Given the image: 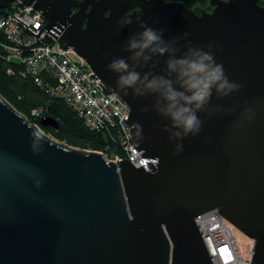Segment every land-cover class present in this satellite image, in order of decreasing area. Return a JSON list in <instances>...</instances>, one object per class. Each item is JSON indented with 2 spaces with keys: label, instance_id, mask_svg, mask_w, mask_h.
Masks as SVG:
<instances>
[{
  "label": "water",
  "instance_id": "water-1",
  "mask_svg": "<svg viewBox=\"0 0 264 264\" xmlns=\"http://www.w3.org/2000/svg\"><path fill=\"white\" fill-rule=\"evenodd\" d=\"M21 1L46 24L35 32L13 16L85 59L104 90L128 103L134 145L158 162L147 170L53 138L0 93V264H214L196 223L212 209L255 240L252 262L264 264V0H210L213 11L201 13L181 0ZM121 18L133 23L121 28ZM142 23L165 40L211 45L240 85L213 92L197 135L170 139L154 94L117 87L108 66L130 55L127 40ZM165 59L137 70L164 74ZM40 124L59 125L50 115Z\"/></svg>",
  "mask_w": 264,
  "mask_h": 264
},
{
  "label": "built area",
  "instance_id": "built-area-1",
  "mask_svg": "<svg viewBox=\"0 0 264 264\" xmlns=\"http://www.w3.org/2000/svg\"><path fill=\"white\" fill-rule=\"evenodd\" d=\"M14 14L35 32L47 22L41 11L21 0L0 8V45L4 46L7 58L20 61L25 72L34 75L38 81L42 80V72L51 71L56 82L49 90L71 103L90 127L118 125L123 154L109 156L103 152L109 159L118 163L128 158L135 166L143 165L151 170L149 161L158 162V159L142 155V150L134 145L137 143L131 137V128L126 121L130 111L128 103L117 93L105 91L100 79L92 75V68L72 47L64 48L44 28L36 34ZM33 114H39V111L35 110ZM196 223L214 264H256L252 262L255 240L237 232V228L217 210L199 214Z\"/></svg>",
  "mask_w": 264,
  "mask_h": 264
},
{
  "label": "clouds",
  "instance_id": "clouds-1",
  "mask_svg": "<svg viewBox=\"0 0 264 264\" xmlns=\"http://www.w3.org/2000/svg\"><path fill=\"white\" fill-rule=\"evenodd\" d=\"M132 23L131 18L118 21L121 28ZM140 27L142 31L133 33L127 40L125 51L130 55L117 57L108 66L118 73L117 87L122 91L131 89L134 97L154 94L155 110L170 121L163 129L170 134V139L197 135L202 126L198 113L210 107L213 92L227 96L240 85L229 81L223 65L214 58L211 45L204 50L190 43L181 44L183 38L165 40L163 29L144 23ZM187 36L188 33H184V37ZM161 57H166L164 74H155L152 70L141 74L137 70L156 68ZM132 127L142 133L138 123ZM176 147L179 152L181 145Z\"/></svg>",
  "mask_w": 264,
  "mask_h": 264
},
{
  "label": "trees",
  "instance_id": "trees-1",
  "mask_svg": "<svg viewBox=\"0 0 264 264\" xmlns=\"http://www.w3.org/2000/svg\"><path fill=\"white\" fill-rule=\"evenodd\" d=\"M181 1L189 6L188 0ZM41 79L38 81L34 75L25 72L20 61L8 59L4 46L0 45V93L31 122L38 123L58 140L70 145L102 151L109 156L123 154L118 125L90 127L71 103L49 90L56 82L51 71L42 72ZM35 110L39 114H33ZM48 115L59 125L40 124V119Z\"/></svg>",
  "mask_w": 264,
  "mask_h": 264
},
{
  "label": "rangeland",
  "instance_id": "rangeland-1",
  "mask_svg": "<svg viewBox=\"0 0 264 264\" xmlns=\"http://www.w3.org/2000/svg\"><path fill=\"white\" fill-rule=\"evenodd\" d=\"M14 1H17V0H14ZM14 1H12V2H10V4L11 3H13ZM190 2H191V6H194V7H196V6H198L199 4H200V6H207V5H209V0H190ZM9 4V5H10ZM199 7V6H198ZM2 9V8H1ZM36 124H38V123H36ZM39 125V124H38ZM40 126V125H39ZM41 127V126H40ZM42 128V127H41ZM43 129V128H42ZM44 130V129H43ZM45 131V130H44ZM48 135H50L51 137H53V138H56V137H54L51 133H49V132H47V131H45ZM57 139V138H56ZM237 228V227H236ZM237 232H242V231H240L238 228H237ZM243 233V232H242Z\"/></svg>",
  "mask_w": 264,
  "mask_h": 264
},
{
  "label": "flooded vegetation",
  "instance_id": "flooded-vegetation-1",
  "mask_svg": "<svg viewBox=\"0 0 264 264\" xmlns=\"http://www.w3.org/2000/svg\"><path fill=\"white\" fill-rule=\"evenodd\" d=\"M188 2H189V6L188 5H186V6H188L189 8H193L196 12H198V13H201L202 11H208V12H211V11H213V9H214V6L211 4V2H210V0H209V5H207V6H200V4L198 5V6H196V7H194V6H191V2H190V0H188ZM263 4H264V2H262Z\"/></svg>",
  "mask_w": 264,
  "mask_h": 264
},
{
  "label": "bare ground",
  "instance_id": "bare-ground-1",
  "mask_svg": "<svg viewBox=\"0 0 264 264\" xmlns=\"http://www.w3.org/2000/svg\"><path fill=\"white\" fill-rule=\"evenodd\" d=\"M232 233H233V231H232ZM234 234V233H233ZM241 235H242V233H241Z\"/></svg>",
  "mask_w": 264,
  "mask_h": 264
}]
</instances>
